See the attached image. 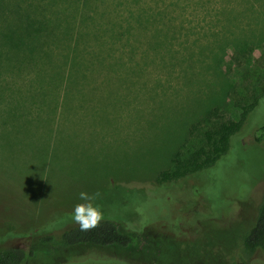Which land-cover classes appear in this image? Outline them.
Instances as JSON below:
<instances>
[{
    "label": "rangeland",
    "instance_id": "374dc122",
    "mask_svg": "<svg viewBox=\"0 0 264 264\" xmlns=\"http://www.w3.org/2000/svg\"><path fill=\"white\" fill-rule=\"evenodd\" d=\"M29 1L60 25L43 44L50 62L0 75L22 100L0 119V247L77 224L85 191L102 219L142 236L88 264H241L240 236L264 193V140H254L264 102L214 166L155 179L181 146H197L193 122L215 107L236 117L264 86V0Z\"/></svg>",
    "mask_w": 264,
    "mask_h": 264
},
{
    "label": "trees",
    "instance_id": "16d2710c",
    "mask_svg": "<svg viewBox=\"0 0 264 264\" xmlns=\"http://www.w3.org/2000/svg\"><path fill=\"white\" fill-rule=\"evenodd\" d=\"M62 1L74 7V0ZM44 10L43 5L29 0H0V75L15 70L20 72L30 67V64H34V58H41L42 62L51 61V51L43 49V44L47 45L52 38L55 40L54 35L59 30L57 25L60 24L55 18L44 17ZM73 18L74 16L59 18V22L64 23L62 37H67V40L69 31L73 28ZM69 59L70 56H67L66 63ZM2 61L13 64L4 66ZM18 96L14 94L13 87L0 86L2 122V118L10 114L7 107L17 110L22 103ZM260 102H264V86L258 93L251 94L236 117L226 118L215 107L193 122L189 126L188 135L198 139L197 146L191 149H183L184 146H181L173 154L171 166L158 174L156 182L161 184L177 181L214 166L227 154L232 137L241 130L250 112ZM254 140L257 143L264 140V124L257 128ZM31 236L33 237L28 248L1 246L0 264H28L29 260L37 256L46 258L47 261L43 264H88L86 255H102L103 252L117 256L120 250L138 248L142 243L140 233L127 230L118 222L109 219H101L95 227L86 231L81 230L79 224H75L56 233L36 231ZM236 258L241 264L264 263V193L256 206L253 225L240 236L239 254H236Z\"/></svg>",
    "mask_w": 264,
    "mask_h": 264
},
{
    "label": "clouds",
    "instance_id": "9594fccd",
    "mask_svg": "<svg viewBox=\"0 0 264 264\" xmlns=\"http://www.w3.org/2000/svg\"><path fill=\"white\" fill-rule=\"evenodd\" d=\"M82 203H77L73 208V220L80 225L81 230L95 227L102 219L100 207L94 203L95 197L85 191L78 194Z\"/></svg>",
    "mask_w": 264,
    "mask_h": 264
}]
</instances>
